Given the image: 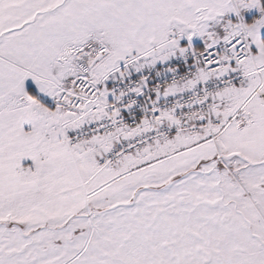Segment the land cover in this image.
<instances>
[{
	"label": "snow or ice",
	"instance_id": "1",
	"mask_svg": "<svg viewBox=\"0 0 264 264\" xmlns=\"http://www.w3.org/2000/svg\"><path fill=\"white\" fill-rule=\"evenodd\" d=\"M0 264H264V0H0Z\"/></svg>",
	"mask_w": 264,
	"mask_h": 264
}]
</instances>
